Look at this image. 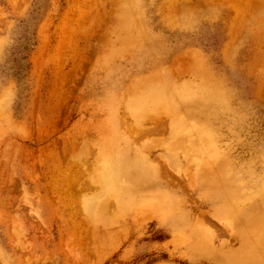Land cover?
<instances>
[{
  "label": "rangeland",
  "instance_id": "rangeland-1",
  "mask_svg": "<svg viewBox=\"0 0 264 264\" xmlns=\"http://www.w3.org/2000/svg\"><path fill=\"white\" fill-rule=\"evenodd\" d=\"M261 242L264 0H0V264Z\"/></svg>",
  "mask_w": 264,
  "mask_h": 264
},
{
  "label": "bare ground",
  "instance_id": "bare-ground-1",
  "mask_svg": "<svg viewBox=\"0 0 264 264\" xmlns=\"http://www.w3.org/2000/svg\"><path fill=\"white\" fill-rule=\"evenodd\" d=\"M186 67H187V65H186ZM182 69V68H181ZM186 69V68H185ZM179 70V69H178ZM151 77V76H150ZM176 94V93H175ZM205 99V98H204ZM194 101V100H193ZM188 103V102H187ZM191 104V103H190ZM189 104V105H190ZM194 104V103H193ZM192 105V104H191ZM192 108V107H191ZM109 130V129H108ZM139 129H137V131H138ZM107 143H108V141H107ZM85 147H87V146H85ZM105 150V149H104ZM102 153V152H101ZM103 155H105L106 156V154H104L103 153ZM102 154H101V156H103ZM105 156H103V158L105 157ZM106 157H108V156H106ZM130 160H131V158H130ZM129 160V156L128 155H125L124 157H122L121 159H119V165H127V166H132L131 164H132V162ZM87 164H89L88 162H87ZM84 165V167H85V163L83 164ZM135 166V165H134ZM134 166H132V167H134ZM118 168V167H117ZM143 168V167H142ZM129 170H131V169H129ZM134 170V169H133ZM133 173V172H132ZM135 173V172H134ZM76 177H74V182H75V179ZM71 180H72V178H71ZM72 183V182H71ZM78 183H79V180H78ZM82 183V182H81ZM89 183V182H88ZM87 183V184H88ZM150 182H147V184H149ZM76 184H77V182H76ZM146 184V185H147ZM73 185H74V183H73ZM89 186V185H88ZM261 247L259 248V249H257V250H254V252L252 251V256L254 255V254H256V255H258L257 253H260V251L262 250V249H264V242H261ZM252 248H254V247H252ZM249 255V254H248ZM255 258V257H254Z\"/></svg>",
  "mask_w": 264,
  "mask_h": 264
}]
</instances>
